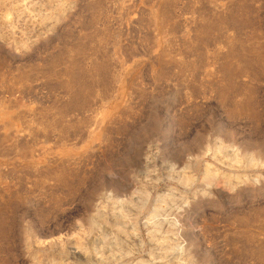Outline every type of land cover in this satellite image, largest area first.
Listing matches in <instances>:
<instances>
[{
	"label": "rangeland",
	"instance_id": "374dc122",
	"mask_svg": "<svg viewBox=\"0 0 264 264\" xmlns=\"http://www.w3.org/2000/svg\"><path fill=\"white\" fill-rule=\"evenodd\" d=\"M0 264H264V0H0Z\"/></svg>",
	"mask_w": 264,
	"mask_h": 264
}]
</instances>
